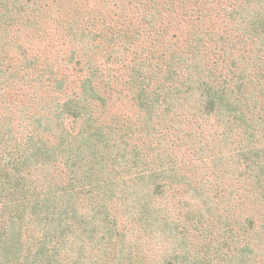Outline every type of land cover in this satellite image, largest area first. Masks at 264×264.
<instances>
[{
	"label": "trees",
	"instance_id": "trees-1",
	"mask_svg": "<svg viewBox=\"0 0 264 264\" xmlns=\"http://www.w3.org/2000/svg\"><path fill=\"white\" fill-rule=\"evenodd\" d=\"M0 264H264V0H0Z\"/></svg>",
	"mask_w": 264,
	"mask_h": 264
}]
</instances>
